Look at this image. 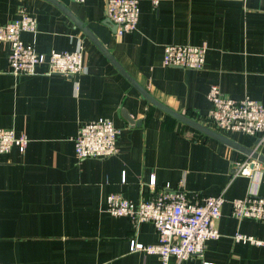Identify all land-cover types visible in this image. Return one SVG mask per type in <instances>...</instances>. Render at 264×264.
I'll return each instance as SVG.
<instances>
[{"label":"crops","instance_id":"crops-1","mask_svg":"<svg viewBox=\"0 0 264 264\" xmlns=\"http://www.w3.org/2000/svg\"><path fill=\"white\" fill-rule=\"evenodd\" d=\"M140 7L138 28L117 37L106 0H0V23L25 8L38 20L37 31L22 33L25 41L44 53L82 44L87 69L71 76L46 73L45 65L14 74L10 45L0 46V127L29 137L24 151L0 152V264H161L157 254L130 250L131 239L158 242L153 223L111 214L107 197L118 192L138 202L167 183L227 199L215 222L220 238L183 264H264V245L234 238L264 240V221L235 218L229 202L264 195L263 169L233 176L250 149L264 166V143L208 120L214 83L227 97L264 104V0H140ZM170 43H205L204 66L166 65ZM139 86L235 145L172 115ZM100 117L119 129V152L79 159L75 137Z\"/></svg>","mask_w":264,"mask_h":264},{"label":"built area","instance_id":"built-area-1","mask_svg":"<svg viewBox=\"0 0 264 264\" xmlns=\"http://www.w3.org/2000/svg\"><path fill=\"white\" fill-rule=\"evenodd\" d=\"M85 1V0H75ZM157 2V0H155ZM140 0H106V16L116 27L117 37L138 28L140 17ZM38 20L25 8L19 17L6 23H0V46L9 43V70L14 74H35L40 66H47L46 73L64 75H81L86 69L84 47L79 44L72 50L49 53L38 51L35 45L22 38L25 31L35 32ZM208 47L191 43H170L164 48V63L168 66L200 69L206 61ZM208 99L211 107L208 120L221 131H241L258 136L257 145L264 143V104L248 95L241 99L223 95L218 84L210 86ZM119 129L106 117L84 123L75 137L76 156L106 158L119 152L117 136ZM29 144L25 132L20 134L12 128L0 127V152L10 151L17 146L24 151ZM254 151H257L254 148ZM258 152V151H257ZM264 166L257 157L249 155L234 163L233 176L248 175L252 178ZM153 177L150 186L155 189ZM227 202L224 195H200L189 193L183 183L176 187L164 184L153 198H142L138 202L118 192L107 197L108 211L116 216H126L133 223L143 221L153 223L158 242L146 244L131 239L130 250L143 251L159 255L161 264H175L195 255H203L207 242L219 239L221 233L215 222L222 216V207ZM231 214L237 219H255L264 221V195L250 193L245 197L233 198ZM236 240L251 241L264 245L263 239L236 232ZM204 264H213L205 261Z\"/></svg>","mask_w":264,"mask_h":264},{"label":"water","instance_id":"water-1","mask_svg":"<svg viewBox=\"0 0 264 264\" xmlns=\"http://www.w3.org/2000/svg\"><path fill=\"white\" fill-rule=\"evenodd\" d=\"M139 88L146 95V97H148V99H150L153 103L161 106L162 108H164L166 111L170 112L172 115L176 116L177 118H179V119H181V120H183V121L191 124L193 127L197 128L199 130L205 131V132H207V133H209L211 135H214V136H216L218 138H221L223 141H225L227 143H230L232 145H235L234 142L231 139L227 138L226 136H223L220 133H218V132H216V131L208 128V127H205V126H203V125H201L199 123H196V122L188 119L187 117H185V116H183V115H181V114H179V113H177V112L169 109L163 103H161L159 100H157L155 97H153L150 93H148L145 90V88L140 87V86H139ZM248 155H252L253 157H257L259 160L262 159V155L259 152L254 151V149H250L248 151Z\"/></svg>","mask_w":264,"mask_h":264}]
</instances>
